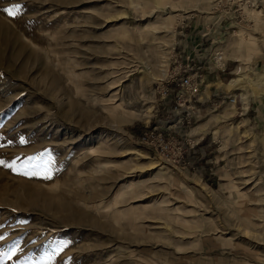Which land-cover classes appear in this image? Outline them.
I'll return each instance as SVG.
<instances>
[{
	"label": "rangeland",
	"instance_id": "1",
	"mask_svg": "<svg viewBox=\"0 0 264 264\" xmlns=\"http://www.w3.org/2000/svg\"><path fill=\"white\" fill-rule=\"evenodd\" d=\"M216 71L233 94L195 122ZM240 92L264 96V0H0V159L51 172L0 165V249L21 248L4 264L65 241L51 264H264V138L241 136ZM171 111L228 134L198 148L154 127Z\"/></svg>",
	"mask_w": 264,
	"mask_h": 264
},
{
	"label": "crops",
	"instance_id": "2",
	"mask_svg": "<svg viewBox=\"0 0 264 264\" xmlns=\"http://www.w3.org/2000/svg\"><path fill=\"white\" fill-rule=\"evenodd\" d=\"M225 80V75L218 71L204 75L202 91L194 99L195 109L193 117L195 122L206 115L208 111L217 109L219 104H224L222 101L224 96L228 97L233 94L223 88L222 85ZM237 94L240 95L241 101V106L237 108V126L239 129H243L241 136L244 138L245 133L250 132L259 138H264V96L254 95L247 101L242 92ZM171 115L168 119L158 121L154 127L162 130H178L181 137L187 136L195 144L199 145L198 148H212L213 143L222 142L228 134L225 130L220 131V133H216V131L203 132L202 128L206 126L204 124L196 126L195 132H192L193 128L189 127L191 119L187 120L184 113L171 111ZM206 137H209L210 140L203 144Z\"/></svg>",
	"mask_w": 264,
	"mask_h": 264
},
{
	"label": "snow or ice",
	"instance_id": "3",
	"mask_svg": "<svg viewBox=\"0 0 264 264\" xmlns=\"http://www.w3.org/2000/svg\"><path fill=\"white\" fill-rule=\"evenodd\" d=\"M3 11L9 16V17H16L19 12L21 11V5L19 4H13L10 7L3 8ZM25 141L21 139V143H24ZM33 157H28L27 161L22 163L20 167H17L16 161L13 160L12 163H7L6 161L0 159V165H3L4 167L12 169L14 172H18L22 170V174L26 176H37V175H43L45 178L51 177V172L45 168L43 171L33 170L29 171V167L36 168L38 167L35 164H32ZM5 237L3 235H0V241H3ZM68 246V242H54V246L50 245V250L46 252L43 256H41L37 260L32 259H26V260H17L16 264H51V261H53L56 256H58L60 253L64 251V249ZM18 251H21V248L18 243L14 242L7 246L6 249H0V264H4L5 261H11L13 257L16 255Z\"/></svg>",
	"mask_w": 264,
	"mask_h": 264
},
{
	"label": "built area",
	"instance_id": "4",
	"mask_svg": "<svg viewBox=\"0 0 264 264\" xmlns=\"http://www.w3.org/2000/svg\"><path fill=\"white\" fill-rule=\"evenodd\" d=\"M218 57H220L221 59V55L217 53ZM223 70H225V68H223ZM197 76L196 73H188L187 75L183 76L182 78L179 79L178 82V86L180 88V92H179V98L181 100V98L185 97V98H191L194 97L196 92L198 91V82L196 81L197 78H195ZM232 102H236V98L235 97H231L230 99ZM180 105H183V102L179 103ZM189 108H191L192 106H188ZM186 111L189 113L190 110L188 108H186ZM156 132L155 130H153L152 133ZM157 138L160 140V142L166 146L165 148H167V146L169 147V142L167 141V138L164 134L159 133L157 134Z\"/></svg>",
	"mask_w": 264,
	"mask_h": 264
},
{
	"label": "bare ground",
	"instance_id": "5",
	"mask_svg": "<svg viewBox=\"0 0 264 264\" xmlns=\"http://www.w3.org/2000/svg\"><path fill=\"white\" fill-rule=\"evenodd\" d=\"M134 153H137L138 155H140V153H139V152H135V151H134Z\"/></svg>",
	"mask_w": 264,
	"mask_h": 264
}]
</instances>
